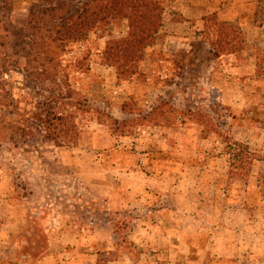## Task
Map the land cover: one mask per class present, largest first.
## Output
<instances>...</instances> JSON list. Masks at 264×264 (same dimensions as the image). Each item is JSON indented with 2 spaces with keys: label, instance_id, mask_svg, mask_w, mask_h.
Returning a JSON list of instances; mask_svg holds the SVG:
<instances>
[{
  "label": "rangeland",
  "instance_id": "1",
  "mask_svg": "<svg viewBox=\"0 0 264 264\" xmlns=\"http://www.w3.org/2000/svg\"><path fill=\"white\" fill-rule=\"evenodd\" d=\"M159 1L142 77L120 80L103 58L127 22L69 46L73 96L22 69L0 76V264H264V0ZM12 3L24 27L46 9ZM216 22L241 54L216 57ZM56 101L80 103L75 146L31 116ZM158 105L168 121H143ZM226 142L250 148V169L232 175Z\"/></svg>",
  "mask_w": 264,
  "mask_h": 264
},
{
  "label": "trees",
  "instance_id": "2",
  "mask_svg": "<svg viewBox=\"0 0 264 264\" xmlns=\"http://www.w3.org/2000/svg\"><path fill=\"white\" fill-rule=\"evenodd\" d=\"M1 1L4 14L0 16V40L8 43L0 44V76L5 78L8 71L22 69L43 82L59 81L60 91L64 88L69 96L75 91L69 84L70 75L62 58L71 44L86 41L94 31H106L113 23L127 22L128 35L108 41L103 58L107 65L116 68L118 79L131 81L143 76L140 67L145 54L157 44L163 27L164 8L159 0H40L46 9H32L25 27L14 21L12 0ZM234 30L216 22L214 51L217 58L225 54L239 55L243 51V39ZM9 41H13V45H8ZM58 103L36 102L31 116L39 121L46 140L58 147L75 146L80 139L76 122L80 103L72 104L75 109H69L71 104L58 108ZM128 107L129 104L123 106L126 110ZM163 110L164 107L158 105L143 121L157 123L161 118L168 121L162 116ZM116 130L118 136L129 134L125 129ZM226 149L232 156V175L238 176L241 168L246 171L256 161V155L247 145L230 143ZM243 163L249 168L243 167Z\"/></svg>",
  "mask_w": 264,
  "mask_h": 264
},
{
  "label": "crops",
  "instance_id": "3",
  "mask_svg": "<svg viewBox=\"0 0 264 264\" xmlns=\"http://www.w3.org/2000/svg\"><path fill=\"white\" fill-rule=\"evenodd\" d=\"M147 204H148V203H146V205H147ZM159 209H161V208H159ZM163 209H164V208H162V210L157 211L156 213H158V215H160V216H162V217H165V216H164V210H163ZM140 219H142V218H140ZM140 219H139V220H140ZM139 220H138V221H139Z\"/></svg>",
  "mask_w": 264,
  "mask_h": 264
}]
</instances>
